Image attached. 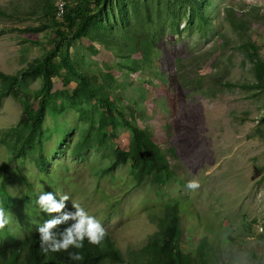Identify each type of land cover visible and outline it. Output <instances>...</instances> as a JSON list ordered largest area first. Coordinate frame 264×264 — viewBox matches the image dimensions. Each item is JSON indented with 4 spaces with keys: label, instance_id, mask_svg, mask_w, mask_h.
<instances>
[{
    "label": "rangeland",
    "instance_id": "rangeland-1",
    "mask_svg": "<svg viewBox=\"0 0 264 264\" xmlns=\"http://www.w3.org/2000/svg\"><path fill=\"white\" fill-rule=\"evenodd\" d=\"M57 1L0 0V72L15 75L53 46ZM126 2L133 29L158 39L149 61L136 54L133 63L89 38L70 48L79 70L114 101L113 126L101 127L110 116L99 98L84 102L82 113L60 96L45 114L43 147L22 151L25 97L1 98L0 208L8 223L0 238L36 233L52 218L36 199L52 192L69 197L65 211L80 203L128 256L178 202L194 251L202 239L210 245L209 264H264V84L255 56L264 60V0H206V18L193 21L169 0ZM230 6L250 21L245 34L226 18ZM24 85L35 101L43 78L29 75ZM56 87L65 86L58 80ZM130 125L149 133L165 153L172 171L165 182L149 174L139 184L131 161L118 159L134 138ZM85 140L90 147L77 152ZM193 179L200 187L189 190Z\"/></svg>",
    "mask_w": 264,
    "mask_h": 264
},
{
    "label": "trees",
    "instance_id": "trees-1",
    "mask_svg": "<svg viewBox=\"0 0 264 264\" xmlns=\"http://www.w3.org/2000/svg\"><path fill=\"white\" fill-rule=\"evenodd\" d=\"M133 1V0H132ZM171 6L177 10V6H183L185 14L190 13L189 19L195 17L206 18V0H169ZM56 9V7H55ZM226 18L232 28L238 34H245L250 21L246 19L243 12L239 13L234 7L226 9ZM56 15V14H55ZM53 16L55 30V41L53 46L45 52L41 60L34 61L23 71L10 75L0 72L2 85L0 87V101L3 96L10 94L18 97L24 96L22 100L24 111L18 129H27L26 135H21L22 147L38 146L42 148L43 122L48 108L60 96H65L72 107L84 113L82 104L99 98L104 105L105 114L110 117H103L101 127L113 126L114 101L110 99L109 92L97 88V83L84 75L72 58L70 48L71 42L89 38L105 46L122 52V58L131 59L134 55L140 54L141 58L149 61L154 51L157 37H145L136 29H133L132 18L126 0H77L69 7L63 18ZM56 20V21H55ZM258 58V79L264 84V60L260 53L255 55ZM29 75L41 76L42 87L32 96L25 93V80ZM58 80L64 84L63 89H58ZM76 80V85L70 91L68 86ZM63 111L65 106L54 107ZM107 124V125H105ZM134 130V138L128 151H119L118 159L122 162L128 160L132 163L133 174L139 184L146 175H153L152 181L163 183L170 178L172 171L165 153L153 140L152 136L145 130L130 125ZM98 130L101 140H104L106 133ZM38 141V142H36ZM90 147L87 140L82 141L76 151L80 152ZM41 161L44 158L41 156ZM14 159L11 160V163ZM166 176V177H165ZM180 204L168 205L162 217H159L158 230L150 235L148 241L139 249L133 250L128 256L116 246L114 240L107 233L100 245H91L84 241L81 249H69L68 252L47 254L40 247L38 232L26 239H21L10 232L0 238V264H104L111 263L126 264H209L211 257L208 251L210 245L205 239L199 243V249L194 251L193 241L185 233V225L180 212ZM61 225L57 231L62 230ZM208 250V251H206ZM25 261H21L23 252ZM78 251L83 259L71 260L70 252Z\"/></svg>",
    "mask_w": 264,
    "mask_h": 264
},
{
    "label": "clouds",
    "instance_id": "clouds-1",
    "mask_svg": "<svg viewBox=\"0 0 264 264\" xmlns=\"http://www.w3.org/2000/svg\"><path fill=\"white\" fill-rule=\"evenodd\" d=\"M186 187L189 190H196L200 184L193 179L187 182ZM68 201L67 195L57 199L52 192H42L36 199V204L41 211L52 216L37 228L40 247L46 254L68 252L70 248L81 249L85 240L91 245L98 246L107 235L101 222L94 215L89 214L80 203L73 201L71 209L65 211ZM7 223L4 209L0 208V229H3ZM61 225L64 227L57 231ZM69 258L77 261L83 259L78 251L70 252Z\"/></svg>",
    "mask_w": 264,
    "mask_h": 264
},
{
    "label": "built area",
    "instance_id": "built-area-1",
    "mask_svg": "<svg viewBox=\"0 0 264 264\" xmlns=\"http://www.w3.org/2000/svg\"><path fill=\"white\" fill-rule=\"evenodd\" d=\"M77 0L74 2L76 3ZM73 1L71 0H58L56 4V15L58 18H63V16L67 13L70 6H72Z\"/></svg>",
    "mask_w": 264,
    "mask_h": 264
}]
</instances>
